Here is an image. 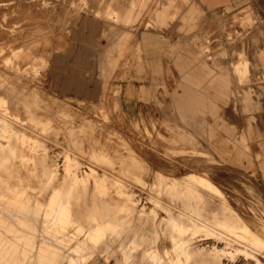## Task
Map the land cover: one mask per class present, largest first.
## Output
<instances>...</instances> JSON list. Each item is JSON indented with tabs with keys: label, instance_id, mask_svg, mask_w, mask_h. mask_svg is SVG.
I'll return each instance as SVG.
<instances>
[{
	"label": "rangeland",
	"instance_id": "rangeland-1",
	"mask_svg": "<svg viewBox=\"0 0 264 264\" xmlns=\"http://www.w3.org/2000/svg\"><path fill=\"white\" fill-rule=\"evenodd\" d=\"M84 11L85 0H0V264H254L235 252L240 244L258 248L264 264L255 175L227 167L145 103L128 116L115 81L97 103L48 88V61ZM107 15L136 34L156 27L145 10L128 23ZM254 20L263 19L243 24ZM131 56L143 81L145 63Z\"/></svg>",
	"mask_w": 264,
	"mask_h": 264
},
{
	"label": "crops",
	"instance_id": "crops-1",
	"mask_svg": "<svg viewBox=\"0 0 264 264\" xmlns=\"http://www.w3.org/2000/svg\"><path fill=\"white\" fill-rule=\"evenodd\" d=\"M183 1L85 0L86 11L48 61L47 86L97 103L115 81L128 116L145 103L159 120L174 118L198 145L227 167L255 175L264 190V0ZM142 10L153 14L156 27L137 34L102 16L128 23ZM252 15L263 20L243 24ZM234 21L241 25L233 28ZM133 51L145 63L140 82L128 69Z\"/></svg>",
	"mask_w": 264,
	"mask_h": 264
},
{
	"label": "bare ground",
	"instance_id": "bare-ground-1",
	"mask_svg": "<svg viewBox=\"0 0 264 264\" xmlns=\"http://www.w3.org/2000/svg\"><path fill=\"white\" fill-rule=\"evenodd\" d=\"M4 2H5V0H4ZM23 6V5H22ZM18 7V6H17ZM31 11V10H30ZM30 11H28V12H30ZM23 12V11H22ZM28 12H27V14H28ZM26 13V12H25ZM22 17V16H21ZM1 19V18H0ZM17 22V21H16ZM33 22V21H32ZM40 22H42V21H40ZM43 27V26H42ZM5 28V27H4ZM31 30H32V28H31ZM42 31V30H41ZM44 32V31H43ZM44 37V36H43ZM18 38V37H17ZM35 38V37H34ZM27 39V38H26ZM41 39V38H40ZM36 40V39H35ZM25 41V40H24ZM33 43H34V41H33ZM46 43V42H45ZM30 44V43H29ZM18 45H19V43H18ZM32 45V44H31ZM3 46V45H2ZM28 46V45H27ZM33 46V45H32ZM18 48V47H17ZM14 49H16V48H14ZM32 49V48H31ZM42 51H43V49H42ZM26 52H27V50H26ZM33 54V53H32ZM26 55V54H25ZM35 55V54H34ZM37 56V55H36ZM35 56V57H36ZM37 58V57H36ZM25 60V59H24ZM20 61V60H19ZM38 65V64H37ZM24 67V66H23ZM15 84V83H14ZM17 86V85H16ZM30 86V85H29ZM25 88V87H24ZM31 88V87H30ZM16 89H17V87H16ZM15 89V90H16ZM21 90V89H20ZM19 91V90H18ZM26 91V90H25ZM29 91V90H28ZM33 93V92H32ZM5 94V93H4ZM7 94V93H6ZM12 94V93H11ZM15 94V93H14ZM35 94V93H34ZM3 95V94H2ZM25 95V94H24ZM23 95V96H24ZM27 95H29V94H27ZM20 96V95H19ZM2 97V96H1ZM8 97V96H7ZM14 97V96H13ZM13 97H11V98H13ZM16 97V96H15ZM19 98V97H18ZM8 99V98H7ZM9 99H10V97H9ZM8 99V100H9ZM25 99V98H24ZM19 100V99H18ZM17 102V101H16ZM22 102H24V101H22ZM12 103H14V102H12ZM25 103V102H24ZM10 104V103H9ZM8 104V105H9ZM26 105V104H25ZM13 106V105H12ZM11 106V107H12ZM23 106V105H22ZM29 107V106H28ZM32 107V106H31ZM10 108V107H9ZM25 108V107H24ZM24 108H23V112H24ZM19 109V108H18ZM31 109V108H30ZM11 110V109H10ZM13 110H14V108H13ZM32 110V109H31ZM30 110V111H31ZM31 113V112H30ZM35 113V112H34ZM42 114H43V112H41ZM11 114V113H10ZM14 114V113H13ZM20 114V113H19ZM24 115V114H23ZM52 116V115H51ZM16 117V116H15ZM34 118V117H33ZM53 119V118H52ZM6 122V121H5ZM8 122V121H7ZM8 126H9V124H8ZM11 126V125H10ZM16 128V127H15ZM21 128V127H20ZM16 130V129H15ZM31 130V129H30ZM13 131V130H12ZM69 140V139H68ZM67 141V140H66ZM72 142V141H71ZM11 143V142H10ZM57 143V142H56ZM67 144V143H66ZM11 146V145H10ZM3 148V147H2ZM10 148V147H9ZM6 149V148H5ZM44 149V148H43ZM4 152V151H3ZM22 152V151H21ZM4 154H5V152H4ZM3 155V154H2ZM18 155V154H17ZM4 156V155H3ZM21 156V155H20ZM8 158V157H7ZM38 158V157H37ZM6 159V158H5ZM168 159V158H167ZM203 159V158H202ZM40 160V159H39ZM11 161V160H10ZM195 162V161H194ZM1 163V162H0ZM3 163V162H2ZM5 165V164H4ZM3 166V165H2ZM9 166V165H8ZM130 166V165H129ZM205 166V165H204ZM207 167V166H206ZM83 168V167H82ZM204 168V167H203ZM205 169V168H204ZM3 170V169H2ZM39 170V169H38ZM1 171V170H0ZM38 172V171H37ZM146 172V171H145ZM7 173V172H6ZM39 175V174H38ZM105 175V174H104ZM60 178V177H59ZM162 180V179H161ZM71 181V180H70ZM66 183V182H65ZM125 183V182H124ZM159 183V182H158ZM77 184V183H76ZM65 187V186H64ZM129 187V186H128ZM160 187H161V185H160ZM24 188V187H23ZM43 188V187H42ZM73 188V187H72ZM130 188V187H129ZM36 189V188H35ZM65 189V188H64ZM87 189V188H86ZM163 189V188H162ZM129 190V189H128ZM154 190V189H153ZM160 190V189H159ZM22 191V190H21ZM72 191V190H71ZM85 191V190H84ZM64 192V191H63ZM79 192V191H78ZM127 192V191H126ZM155 192V191H154ZM62 193V192H61ZM71 193V192H70ZM86 193V192H85ZM92 193V192H91ZM75 195H76V193H75ZM81 195V194H80ZM85 196V195H84ZM90 196V195H89ZM96 196V195H95ZM73 197V196H72ZM167 197V196H166ZM61 198V197H60ZM98 198V197H97ZM62 199H63V197H62ZM85 199V198H84ZM88 199V198H87ZM106 199V198H105ZM58 200V199H57ZM61 200V199H60ZM95 200V199H94ZM100 200V199H99ZM163 200V199H162ZM69 202H70V200H68ZM104 201V200H103ZM111 201V200H110ZM161 201V200H160ZM92 202V201H91ZM97 202V201H96ZM154 202V201H153ZM50 203H53V202H50ZM71 203H73V202H71ZM94 203V202H93ZM114 203V202H113ZM205 203V202H204ZM60 204V203H59ZM63 204V203H62ZM61 204V205H62ZM70 204V203H69ZM86 204V203H85ZM98 204V203H97ZM169 204V203H168ZM51 205V204H50ZM61 205H60V207H61ZM153 205V204H152ZM59 206V205H58ZM131 206V205H130ZM60 207H58V208H60ZM89 207V206H88ZM165 207V206H164ZM202 207V206H201ZM69 208V207H68ZM85 208V207H84ZM126 208V207H125ZM131 208V207H130ZM71 209V208H70ZM75 209H76V207H75ZM88 209V208H87ZM93 209V208H92ZM103 209V208H102ZM124 209V208H123ZM169 209V208H168ZM69 210V209H68ZM77 210V209H76ZM75 210V211H76ZM97 210V209H96ZM106 210V209H105ZM173 210V209H172ZM177 210V209H176ZM180 211H181V209H179ZM185 210V209H184ZM70 211V210H69ZM167 212V211H166ZM177 212V211H176ZM188 213H190V212H188ZM70 214H72V210H71V212H70ZM93 214V213H92ZM95 214V213H94ZM171 214V213H170ZM180 214V213H179ZM73 215V214H72ZM107 215H108V213H107ZM112 215V214H111ZM206 215V214H205ZM91 216V215H90ZM98 216V215H97ZM110 216V215H109ZM135 216V215H134ZM196 216V215H195ZM238 216V215H237ZM71 217V216H70ZM100 217V216H99ZM106 217V216H105ZM171 217V216H170ZM169 217V218H170ZM208 217V216H207ZM72 218V217H71ZM124 218V217H123ZM134 218V217H133ZM188 218H190V217H188ZM74 219V218H73ZM97 219V218H96ZM116 219V218H115ZM135 219V218H134ZM171 219H173L172 217H171ZM175 219V218H174ZM192 219V218H191ZM201 219V218H200ZM118 220V219H117ZM120 220V219H119ZM240 220V219H239ZM98 221V220H97ZM109 221V220H108ZM137 221V220H136ZM156 221V220H155ZM172 221V220H171ZM179 221V220H178ZM177 221V222H178ZM181 221V220H180ZM149 222V221H148ZM175 221H173V223H174ZM191 222H193V221H191ZM195 222H197L196 220H195ZM96 223H98V222H96ZM105 223V222H104ZM110 223V222H109ZM183 223V222H182ZM181 222H180V224L181 225H183L184 226V223L182 224ZM210 223V222H209ZM214 223V222H213ZM243 223V222H242ZM154 224H156V223H154ZM177 224V223H176ZM179 224V225H180ZM238 224V223H237ZM236 224V225H237ZM250 224V223H249ZM93 225V224H92ZM157 225H159L158 223H157ZM167 225V224H166ZM213 225V224H212ZM216 225V224H215ZM228 225V224H227ZM235 225V224H234ZM233 224H232V227H233V229H234V231H235V229L237 230V229H239V228H236L235 226H234ZM258 225V224H257ZM89 226V225H88ZM230 226V225H229ZM259 226V225H258ZM98 227V226H97ZM119 227V226H118ZM168 227V226H167ZM186 227V225L184 226V228ZM188 227V226H187ZM194 227V226H193ZM203 227H204V225H203ZM225 227V226H224ZM227 227V226H226ZM231 227V226H230ZM237 227H239V226H237ZM261 227V226H260ZM83 228V227H82ZM94 228V227H93ZM139 228H140V226H139ZM207 228V227H206ZM247 228V227H246ZM263 228V227H262ZM121 229V228H120ZM161 229H162V227H161ZM165 229V228H164ZM168 229V228H167ZM207 229H210V228H207ZM229 229V228H228ZM231 229V228H230ZM240 229H241V227H240ZM259 229H261V228H259ZM104 230V229H103ZM102 230V231H103ZM115 230V229H114ZM149 230V229H148ZM258 230V229H257ZM87 231V230H86ZM121 231H122V229H121ZM164 231V230H163ZM88 232V231H87ZM108 232V231H107ZM151 232V231H150ZM210 232V231H209ZM212 232H213V230H212ZM250 232V231H249ZM102 233V232H101ZM169 233H171V232H169ZM219 233V232H218ZM217 233V231H216V234H218ZM120 234V233H119ZM223 234V233H222ZM222 234H221V236H222ZM233 234V233H232ZM219 235V234H218ZM257 235V234H256ZM106 236V235H105ZM174 236V235H173ZM258 236H260L259 234H258ZM104 238V237H103ZM224 238V237H223ZM222 238V239H223ZM225 239V238H224ZM227 239H229V238H227ZM233 239V238H232ZM264 239V238H263ZM131 240V239H130ZM226 240V239H225ZM181 241V240H180ZM219 241V240H218ZM228 241V240H227ZM236 241V240H235ZM176 242V241H175ZM186 242V241H185ZM177 243V242H176ZM175 243V244H176ZM238 243V242H237ZM225 244V243H224ZM135 245V244H134ZM186 245H188V244H186ZM241 245V247L237 250H235V252L237 251V254H238V252H242L244 255L243 256H245V258L247 257L248 259L250 258H252L253 259V261L256 263V264H258V263H260V258L258 259L257 258V256H260L259 254H262V252L261 251H259L258 250V248H256V247H254V246H252V245H245V246H243L242 244H240ZM223 246V245H222ZM230 246V245H229ZM106 247V246H105ZM228 247V246H227ZM233 248H234V246H233ZM183 249V248H182ZM213 249V248H212ZM167 250H168V248H167ZM187 250V249H186ZM232 250H234V249H232L231 248V250L230 251H232ZM74 251V250H73ZM188 251V250H187ZM190 251V250H189ZM235 252H234V254H235ZM221 253V252H220ZM241 253V254H242ZM218 254V253H217ZM216 255V254H215ZM228 257V256H227ZM72 258V257H71ZM169 258V257H168ZM172 258V257H171ZM211 258V257H210ZM192 259V258H191ZM264 259V258H263ZM70 260V259H69ZM173 260V259H172ZM215 259H213V261L212 262H215L214 261ZM247 260V259H246ZM181 261V260H180ZM170 262H172V261H170ZM211 262V261H210ZM219 261H216V263H218ZM262 262V261H261ZM69 263H71V261L69 262ZM181 263V262H180ZM231 263V262H230ZM254 263V264H255ZM219 264V263H218ZM221 264V263H220Z\"/></svg>",
	"mask_w": 264,
	"mask_h": 264
}]
</instances>
